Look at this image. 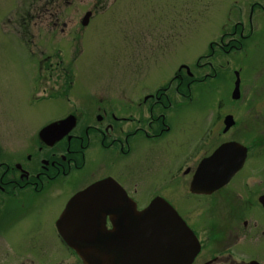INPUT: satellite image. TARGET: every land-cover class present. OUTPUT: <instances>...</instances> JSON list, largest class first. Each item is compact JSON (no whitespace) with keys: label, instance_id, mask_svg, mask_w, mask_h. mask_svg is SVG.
Listing matches in <instances>:
<instances>
[{"label":"flooded vegetation","instance_id":"1","mask_svg":"<svg viewBox=\"0 0 264 264\" xmlns=\"http://www.w3.org/2000/svg\"><path fill=\"white\" fill-rule=\"evenodd\" d=\"M235 1L200 54L204 62L181 67L173 81L137 101L69 94L65 112L35 133L23 126L25 132L0 136V237L7 249L32 240L50 258L61 247L83 264L70 241L109 238L126 194L135 202L129 210L142 211L158 197L175 208L198 244L186 264H264V0ZM175 98L182 103L172 113ZM177 114L183 128L172 144ZM189 119L196 121L184 123ZM167 137L163 193L122 176L125 160L135 167L148 154L143 148ZM107 178L123 194L104 189L85 206L95 212L85 214L79 200L65 214L74 196ZM60 227L70 228V240Z\"/></svg>","mask_w":264,"mask_h":264},{"label":"rangeland","instance_id":"2","mask_svg":"<svg viewBox=\"0 0 264 264\" xmlns=\"http://www.w3.org/2000/svg\"><path fill=\"white\" fill-rule=\"evenodd\" d=\"M233 1L0 0V136L6 137L8 129L35 133L65 112L69 94L79 99L96 91L137 101L160 83L173 81L181 67L204 62L200 54ZM181 103L175 98L172 113ZM172 120L173 144L183 121L178 114ZM168 138L150 151L143 148L148 154L141 159L134 154L141 160L135 167L125 160L128 173L122 176L163 193L169 180ZM178 145H173L175 152ZM144 197L136 198L143 204ZM1 239L0 264H80L66 248L50 258L32 240L21 250L20 244L7 249Z\"/></svg>","mask_w":264,"mask_h":264},{"label":"water","instance_id":"3","mask_svg":"<svg viewBox=\"0 0 264 264\" xmlns=\"http://www.w3.org/2000/svg\"><path fill=\"white\" fill-rule=\"evenodd\" d=\"M113 188L123 190L112 178L92 184L72 198L65 214L68 215L79 200L84 201L85 207L89 199L102 197L104 189ZM84 195L89 198L86 202ZM121 198L126 206L115 220L109 238L96 242L70 241L69 245L86 264H186L191 261L197 250L195 239L187 236L186 224L171 205L156 198L145 210L135 211L128 209L127 206L134 207V204L126 194ZM95 209L90 206L89 212ZM60 228L68 231L70 240V228Z\"/></svg>","mask_w":264,"mask_h":264},{"label":"bare ground","instance_id":"4","mask_svg":"<svg viewBox=\"0 0 264 264\" xmlns=\"http://www.w3.org/2000/svg\"><path fill=\"white\" fill-rule=\"evenodd\" d=\"M83 191H81V192H83ZM84 197H85V202H86L89 198L87 199L86 195H84ZM87 213H89V207L88 206L85 207V214H87ZM90 219H91V216L88 217V220H90Z\"/></svg>","mask_w":264,"mask_h":264}]
</instances>
